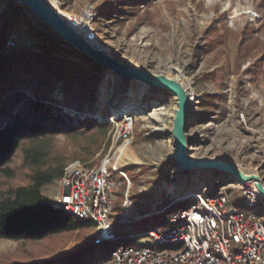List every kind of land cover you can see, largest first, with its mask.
Listing matches in <instances>:
<instances>
[{"label": "rangeland", "instance_id": "1", "mask_svg": "<svg viewBox=\"0 0 264 264\" xmlns=\"http://www.w3.org/2000/svg\"><path fill=\"white\" fill-rule=\"evenodd\" d=\"M48 1L73 26L71 18L82 17L85 10L91 11L81 25L94 34V39L78 26L77 30L93 44L99 42L98 46L106 48L114 58L151 74L180 80L189 95L194 96L193 100L192 97L189 99V157L232 161L245 173H257L258 168H262L264 175V0ZM11 2L0 0V29ZM86 22L90 25L85 26ZM11 34L18 37V44L13 48L36 50L39 45L30 36L26 25L19 26ZM59 48L63 50V46ZM62 54L65 55L64 52ZM92 66L100 69L93 76L94 109L87 114L101 123L112 125L109 147L104 145L92 164L99 163L110 148L112 153L118 152L121 141L113 145L115 127L111 118L122 121L124 115H133L136 121L131 144L120 161L131 180L130 188L125 184V194L129 189L133 207L126 206V217L134 215L132 209L136 208L142 214L153 211L155 208L149 207V203L159 193L164 197L163 204H168L172 195H177L181 189L188 190L194 182L196 188L227 193L234 199L238 196L239 189L233 187L234 180L227 175L194 168L186 171L175 161L173 128L179 108L175 94L146 86L143 101L136 103L139 106L135 104L125 113L114 116L115 109L133 97V80L128 81L94 62L88 64L87 69ZM54 93L57 99L63 100L59 89ZM29 95L33 97V94ZM64 111L71 115L77 113L72 114L73 110L66 107ZM97 115H104L105 120H100ZM79 116L82 117L81 114ZM64 141L61 136L60 142ZM21 161L18 156L14 163L18 169ZM26 182L25 170L20 169L15 181L0 176V191L8 185ZM56 189L57 183L48 185L43 194L52 198ZM119 191L115 204L119 200ZM133 195H144V199L134 206ZM194 202L193 199L178 202L167 207L162 214L135 220L131 226L120 223L123 211L117 212L114 208L111 218L113 231L121 238L97 245L92 255L81 258V264L107 260L121 248L157 245L150 236L130 239L129 234L136 231L146 233L167 224L176 226L162 215L174 206L187 209ZM53 205L60 208L59 204ZM97 232L96 227L89 234H94L95 239ZM77 235L78 232L71 239L48 243H18L0 238V264L7 260L27 259L34 253L48 256L52 251L63 253L73 247L93 244L94 239L87 243L79 241ZM58 260L60 258L54 261Z\"/></svg>", "mask_w": 264, "mask_h": 264}, {"label": "trees", "instance_id": "2", "mask_svg": "<svg viewBox=\"0 0 264 264\" xmlns=\"http://www.w3.org/2000/svg\"><path fill=\"white\" fill-rule=\"evenodd\" d=\"M8 11L0 29V176L15 181L22 169L27 182L0 191V238L48 243L71 239L78 232L79 241L91 243L94 234L89 231L96 223L74 220L52 205L43 190L60 180L68 163L80 160L92 164L103 146L110 145L111 123L79 116L93 112V76L100 68L88 70L93 60L70 47L43 21L35 22L29 8L21 3L12 0ZM21 25L28 26L30 36L39 42L36 50L7 46L8 35ZM58 89L63 100L54 95ZM65 107L77 113L71 115ZM61 136L65 139L62 143ZM18 156L22 160L19 169L14 165ZM125 190L124 185L119 191L117 212L123 211ZM140 199L144 195L131 197L134 206ZM180 210L174 206L162 217L169 219ZM96 246L80 245L63 253L52 251L48 256L34 253L3 264H81V258L92 255ZM57 258L60 260L54 261Z\"/></svg>", "mask_w": 264, "mask_h": 264}, {"label": "built area", "instance_id": "3", "mask_svg": "<svg viewBox=\"0 0 264 264\" xmlns=\"http://www.w3.org/2000/svg\"><path fill=\"white\" fill-rule=\"evenodd\" d=\"M10 36L7 46L13 48L18 44V37ZM88 36L94 39V34ZM110 120L115 127L113 145L121 141L118 152L112 153L110 148L96 164H84L80 160L68 163L57 182L55 195L48 198L52 205L59 204V209L74 220L95 222L98 230L96 245L121 238L115 235L111 218L118 191L126 183L128 188L131 185L120 162V148L131 144L136 121L133 115H124L122 121L118 118ZM261 170L258 168L259 172L255 174L261 176L264 187ZM194 184L191 183L188 190L181 189L180 193L172 195L168 204H163V197L158 204L149 203V207L155 208L153 211L142 214L139 210L126 217V206L133 207L128 189L119 221L130 226L135 220L162 214L167 207L178 202L192 199L195 202L169 218L176 226L167 224L146 233L136 231L129 234L130 239L150 236L157 245L121 248L115 250L111 258L92 264H264V194L255 182L234 180L233 187L239 189L235 199L227 193L196 188Z\"/></svg>", "mask_w": 264, "mask_h": 264}, {"label": "water", "instance_id": "4", "mask_svg": "<svg viewBox=\"0 0 264 264\" xmlns=\"http://www.w3.org/2000/svg\"><path fill=\"white\" fill-rule=\"evenodd\" d=\"M24 7L29 8L32 13V19L40 23L43 21L55 33L60 35L66 43L79 52L87 55L94 63L102 65L105 69L112 71L114 74L123 76L128 81L138 80L145 83L147 86L154 89L166 90L175 94L178 99L179 108L175 116V124L173 133L175 136V154L174 158L178 165L186 171L191 169L211 170L214 173H223L233 180L240 183L254 181L256 187L264 194L263 181L259 174H246L235 162L223 159L205 158L194 159L189 157V116H190V95L187 89L176 79H170L165 75H154L147 71L140 70L131 65H128L118 58H114L108 53V50L103 46L93 44L86 36L80 32L67 20L63 18L56 7L52 6L48 0H16ZM89 116V114H87ZM84 115L82 117H86ZM139 211L140 209L136 208ZM141 211V210H140ZM96 245V238L93 241Z\"/></svg>", "mask_w": 264, "mask_h": 264}, {"label": "bare ground", "instance_id": "5", "mask_svg": "<svg viewBox=\"0 0 264 264\" xmlns=\"http://www.w3.org/2000/svg\"><path fill=\"white\" fill-rule=\"evenodd\" d=\"M91 11H86L85 10V12H84V15L82 16V17H73V18H71V21L73 22V24H74V26H75V28L77 29L78 27H80V29H81V31L84 33V34H86V35H89L91 32L90 31H86V29H83V26L81 25L82 23H85V21L84 20H86L85 18H89L88 16H89V13H90ZM90 24L89 23H87L86 22V24H85V26H89ZM78 26V27H77ZM89 37V36H88ZM98 44H100L99 42L97 43H95V45H97L98 46ZM179 82H180V80H178ZM133 85H134V95H133V97L132 98H130V101H126V102H124V103H122V104H120V106H118L116 109H115V111H114V116H116V115H118V114H120V113H122V112H124L125 113V111L126 110H129L131 107H133L136 103H139V102H141V101H143V92H144V89H145V87L147 86L145 83H142L141 82V84H140V81H138V80H133ZM190 97H192V99L191 100H193L194 99V96H190ZM136 105H138V104H136ZM139 106V105H138ZM72 112V114L73 113H76V111L75 110H73V111H71ZM81 115L82 116H84L85 114L84 113H81ZM98 116V115H97ZM99 118H101L100 120H105V118H104V115H102V116H98ZM121 149V151H122V156H123V154H124V152L126 151V147H121L120 148ZM129 154V153H128ZM127 156V155H126ZM129 156V155H128ZM250 173H255L254 171H251ZM172 189V188H171ZM162 201V195L159 193L157 196L155 195L154 197H153V200H152V203H156V204H158V203H160ZM130 206V205H129ZM138 211H135V213H137Z\"/></svg>", "mask_w": 264, "mask_h": 264}, {"label": "crops", "instance_id": "6", "mask_svg": "<svg viewBox=\"0 0 264 264\" xmlns=\"http://www.w3.org/2000/svg\"><path fill=\"white\" fill-rule=\"evenodd\" d=\"M133 211H137V210H134V209H132ZM135 214V213H134ZM131 216H133V215H131Z\"/></svg>", "mask_w": 264, "mask_h": 264}]
</instances>
